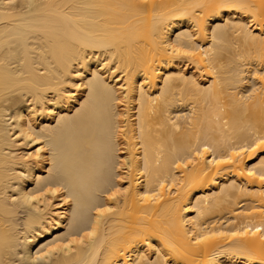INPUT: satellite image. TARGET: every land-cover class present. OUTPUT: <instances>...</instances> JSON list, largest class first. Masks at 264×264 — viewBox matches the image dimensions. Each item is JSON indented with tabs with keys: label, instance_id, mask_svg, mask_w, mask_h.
<instances>
[{
	"label": "bare ground",
	"instance_id": "6f19581e",
	"mask_svg": "<svg viewBox=\"0 0 264 264\" xmlns=\"http://www.w3.org/2000/svg\"><path fill=\"white\" fill-rule=\"evenodd\" d=\"M37 262L264 264V0H0V264Z\"/></svg>",
	"mask_w": 264,
	"mask_h": 264
},
{
	"label": "rangeland",
	"instance_id": "374dc122",
	"mask_svg": "<svg viewBox=\"0 0 264 264\" xmlns=\"http://www.w3.org/2000/svg\"><path fill=\"white\" fill-rule=\"evenodd\" d=\"M179 110V109H178ZM183 111V109H181V111H177V112H182ZM38 263V262H37ZM38 264H41L40 262L38 263Z\"/></svg>",
	"mask_w": 264,
	"mask_h": 264
}]
</instances>
